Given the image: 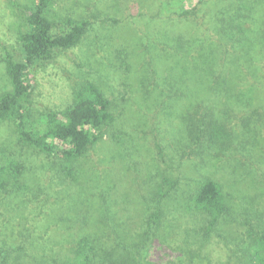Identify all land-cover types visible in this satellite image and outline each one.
I'll use <instances>...</instances> for the list:
<instances>
[{"label": "rangeland", "instance_id": "rangeland-1", "mask_svg": "<svg viewBox=\"0 0 264 264\" xmlns=\"http://www.w3.org/2000/svg\"><path fill=\"white\" fill-rule=\"evenodd\" d=\"M199 1L51 0L55 34L68 18L89 24L76 45L30 70L26 126L46 128V114L87 82L116 118L71 164L76 182L69 161L20 141L16 117L0 120V166L22 169L0 188L8 264H62L84 235L101 264H133L126 246L155 210L150 264H254L249 233L264 228V58L249 28L232 26L229 0ZM16 4L33 0H0V96L11 89L4 53L22 55ZM211 119L231 131L226 143L209 140ZM206 178L220 184L226 206L213 225L193 201Z\"/></svg>", "mask_w": 264, "mask_h": 264}, {"label": "trees", "instance_id": "trees-1", "mask_svg": "<svg viewBox=\"0 0 264 264\" xmlns=\"http://www.w3.org/2000/svg\"><path fill=\"white\" fill-rule=\"evenodd\" d=\"M207 1L200 0L199 3L204 4ZM228 3L235 8L233 14L235 17L231 19L232 26L242 30L247 26L251 31L258 58H264V0H229ZM50 4L51 0H33L31 6L16 4V11L21 20L19 42L22 55L16 59L11 52L4 53L11 89L0 96V120L16 117L20 141L34 146L48 156L69 161L70 164L66 165V171L70 176L68 182H76L77 178L71 164L83 155L90 145L102 138L103 128L112 126L116 117L111 110V100L99 86L87 82L73 91L72 100L68 105L46 114V128L29 129L26 126L22 101L32 90L30 70L37 62L50 59L56 49L76 45L89 24L85 19L68 18L66 23L69 28L63 33L55 34L54 22L47 16ZM257 35L263 39L262 42H259ZM259 64L264 68L262 61H259ZM204 129L212 142L224 144L231 137L228 127L216 119H211ZM21 171V164L14 160L0 166V188H4L10 179L17 181L18 176L22 174ZM193 201L198 208L210 213L213 219L210 225L214 224L226 208L221 186L211 178L200 182ZM160 217V211H153L147 219V226L139 241L133 247L126 246L132 254L133 264H150L145 254L155 240ZM249 235L252 263L264 264V228L253 229ZM94 246L96 245H93L90 237L86 235L80 237L74 253L62 264H101L90 252ZM0 264H8V255H1V249Z\"/></svg>", "mask_w": 264, "mask_h": 264}]
</instances>
